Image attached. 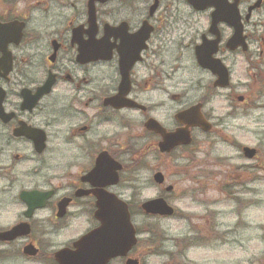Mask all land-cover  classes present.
<instances>
[{
	"label": "flooded vegetation",
	"instance_id": "1",
	"mask_svg": "<svg viewBox=\"0 0 264 264\" xmlns=\"http://www.w3.org/2000/svg\"><path fill=\"white\" fill-rule=\"evenodd\" d=\"M192 2L96 1L91 16L90 0H0V264H59L60 251L99 226L96 194L122 198L150 150L161 167L228 143L239 155L226 183L262 168L261 151L222 139L219 122L251 100L239 93L246 83L264 88V0ZM236 67L246 83L235 82ZM117 97L129 105L108 103ZM223 98L233 112L215 115L209 106ZM150 120L187 130L190 145L162 152ZM115 164L118 182L107 186ZM86 215L83 234L54 248L51 237Z\"/></svg>",
	"mask_w": 264,
	"mask_h": 264
},
{
	"label": "rangeland",
	"instance_id": "2",
	"mask_svg": "<svg viewBox=\"0 0 264 264\" xmlns=\"http://www.w3.org/2000/svg\"><path fill=\"white\" fill-rule=\"evenodd\" d=\"M17 4L20 9L25 6L23 2ZM244 70L235 69L237 85L247 82ZM246 85L239 93L252 98L239 107L236 119L220 120L226 135L221 138L230 144L258 148L262 168L250 177L244 175L240 181L230 179L226 183L223 172L234 169L232 166L238 163L234 158L239 155L228 143L203 150L196 163L190 154L185 160L166 158L161 167L157 154L150 150L148 164L134 167L122 197L130 205L132 222L139 232L130 259H139V264H264V88L254 94L255 86ZM209 107L219 116L233 112L226 98L215 100ZM224 158L233 161L228 163ZM158 171L165 176V186L174 187L173 192L165 194L154 183L153 175ZM160 196L174 207V217H149L141 212L140 204ZM9 215L12 219V213ZM87 219L86 215L70 222L72 227L63 236L51 237L50 243L56 248L55 244L79 237L87 229Z\"/></svg>",
	"mask_w": 264,
	"mask_h": 264
},
{
	"label": "water",
	"instance_id": "3",
	"mask_svg": "<svg viewBox=\"0 0 264 264\" xmlns=\"http://www.w3.org/2000/svg\"><path fill=\"white\" fill-rule=\"evenodd\" d=\"M96 1L106 0H90V14L92 16L93 5ZM192 2V0H190ZM194 3V2H192ZM217 12L222 13V9L215 5ZM8 25L0 27V33L6 32ZM238 38L242 39L241 27L237 31ZM224 74V73H223ZM126 75V73H125ZM227 74H224V85H227ZM51 87V86H50ZM124 85L121 89H123ZM120 97L110 99L108 103L121 108L125 107L122 102H117ZM182 115L181 117H184ZM148 129L163 136L164 140L161 143V151L170 153L179 145H189L191 138L187 130H180L175 133H167L162 130L160 125L155 120H150ZM209 128H206L208 130ZM245 151L253 153V150L245 148ZM253 155V154H252ZM119 166V165H118ZM113 165L108 168L112 169L110 180L107 185H111L118 181L117 174L114 171L120 169ZM96 168L101 169L102 177H107L104 173V164L97 162ZM155 181L158 184H163L165 179L161 173L155 175ZM169 187L167 191H171ZM28 197L24 199L28 200ZM97 211L95 213L96 219L100 222V226L82 237L74 244V250L65 249L58 253L56 259L59 264H109L112 260L117 258H126L129 252L137 245V231L132 223V217L127 203L118 199L115 195L106 193L104 191L96 194ZM65 201V207L67 205ZM141 209L147 215L171 217L174 215V209L168 203L160 198L146 201L141 205ZM2 239V238H0ZM126 264H138L137 260L128 259Z\"/></svg>",
	"mask_w": 264,
	"mask_h": 264
},
{
	"label": "bare ground",
	"instance_id": "4",
	"mask_svg": "<svg viewBox=\"0 0 264 264\" xmlns=\"http://www.w3.org/2000/svg\"><path fill=\"white\" fill-rule=\"evenodd\" d=\"M190 110H187V111H184L182 113H180L179 115H177L178 117H181L182 115L186 114L187 112H189ZM161 129L162 130H166L165 128H163L161 125H160Z\"/></svg>",
	"mask_w": 264,
	"mask_h": 264
}]
</instances>
